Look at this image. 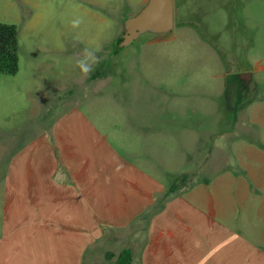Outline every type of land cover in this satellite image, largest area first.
Instances as JSON below:
<instances>
[{
  "label": "rangeland",
  "instance_id": "obj_1",
  "mask_svg": "<svg viewBox=\"0 0 264 264\" xmlns=\"http://www.w3.org/2000/svg\"><path fill=\"white\" fill-rule=\"evenodd\" d=\"M172 1V31L117 50L147 0H0V23L20 28L18 72L0 73L5 264L13 248L20 264H118L111 253L128 243L139 264L174 197L239 170L244 145L264 147V0ZM85 48L100 60L82 77ZM51 161L57 173L45 171ZM85 166L81 183L72 174ZM215 257L235 261L225 249Z\"/></svg>",
  "mask_w": 264,
  "mask_h": 264
},
{
  "label": "crops",
  "instance_id": "obj_2",
  "mask_svg": "<svg viewBox=\"0 0 264 264\" xmlns=\"http://www.w3.org/2000/svg\"><path fill=\"white\" fill-rule=\"evenodd\" d=\"M48 143L46 138L40 139L33 149ZM63 151L72 154L67 146H63ZM241 156L239 170H226L199 182L166 205L150 223L139 264H216V254L224 249L235 259L228 264H264V147L244 145ZM56 163L51 161V167L45 171L57 173ZM86 168L72 176L83 183ZM65 178L69 180L70 175L66 173ZM141 193L138 195L150 194ZM7 195L6 204L9 202ZM70 230L78 231L71 227ZM7 237L2 235L0 242ZM123 246L116 253L112 252L111 257L120 261V254L128 250L131 254L129 264H134L135 246L130 243ZM11 254L19 256L10 264H20V250L13 248ZM0 264H5L1 258Z\"/></svg>",
  "mask_w": 264,
  "mask_h": 264
},
{
  "label": "water",
  "instance_id": "obj_3",
  "mask_svg": "<svg viewBox=\"0 0 264 264\" xmlns=\"http://www.w3.org/2000/svg\"><path fill=\"white\" fill-rule=\"evenodd\" d=\"M173 12L172 0H147L137 14L124 21L123 33L116 43L117 50L128 47L142 34L161 35L172 31L174 27ZM239 78L248 82L251 74H241Z\"/></svg>",
  "mask_w": 264,
  "mask_h": 264
},
{
  "label": "trees",
  "instance_id": "obj_4",
  "mask_svg": "<svg viewBox=\"0 0 264 264\" xmlns=\"http://www.w3.org/2000/svg\"><path fill=\"white\" fill-rule=\"evenodd\" d=\"M19 69L18 57V27L15 24L0 23V73L15 75ZM191 180L190 175L184 174L177 177L163 199H169ZM185 187V186H184ZM188 188L185 187L184 191ZM131 254L128 250L120 254L118 264H129Z\"/></svg>",
  "mask_w": 264,
  "mask_h": 264
},
{
  "label": "clouds",
  "instance_id": "obj_5",
  "mask_svg": "<svg viewBox=\"0 0 264 264\" xmlns=\"http://www.w3.org/2000/svg\"><path fill=\"white\" fill-rule=\"evenodd\" d=\"M79 25V21H74V27ZM98 50L85 48L77 59L76 64L82 77H87L93 70V66L99 63L100 57L97 55Z\"/></svg>",
  "mask_w": 264,
  "mask_h": 264
},
{
  "label": "flooded vegetation",
  "instance_id": "obj_6",
  "mask_svg": "<svg viewBox=\"0 0 264 264\" xmlns=\"http://www.w3.org/2000/svg\"><path fill=\"white\" fill-rule=\"evenodd\" d=\"M166 34V33H165ZM161 35H163V34H161ZM242 81V83L244 84V85H248V82H245V81H243V80H241Z\"/></svg>",
  "mask_w": 264,
  "mask_h": 264
}]
</instances>
